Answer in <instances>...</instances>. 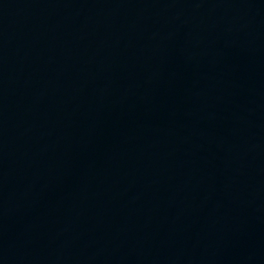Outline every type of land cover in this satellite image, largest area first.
I'll list each match as a JSON object with an SVG mask.
<instances>
[{
	"label": "water",
	"instance_id": "95a60500",
	"mask_svg": "<svg viewBox=\"0 0 264 264\" xmlns=\"http://www.w3.org/2000/svg\"><path fill=\"white\" fill-rule=\"evenodd\" d=\"M0 264H264V0H0Z\"/></svg>",
	"mask_w": 264,
	"mask_h": 264
}]
</instances>
